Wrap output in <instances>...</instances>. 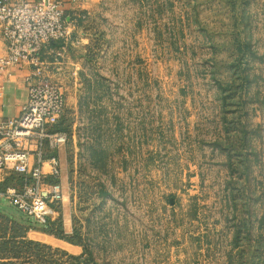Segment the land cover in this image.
Masks as SVG:
<instances>
[{
  "label": "rangeland",
  "instance_id": "rangeland-1",
  "mask_svg": "<svg viewBox=\"0 0 264 264\" xmlns=\"http://www.w3.org/2000/svg\"><path fill=\"white\" fill-rule=\"evenodd\" d=\"M87 31L58 124L63 235L98 264H264V0H104Z\"/></svg>",
  "mask_w": 264,
  "mask_h": 264
},
{
  "label": "built area",
  "instance_id": "built-area-1",
  "mask_svg": "<svg viewBox=\"0 0 264 264\" xmlns=\"http://www.w3.org/2000/svg\"><path fill=\"white\" fill-rule=\"evenodd\" d=\"M68 1L87 0H0V36L6 45L0 75L19 63L31 70L20 114L0 117V182L8 178L16 182L0 190V196L40 227L55 220L65 199L57 153L68 142V134L57 126L67 95L48 72L52 66L62 71L73 45L76 23L66 14ZM45 54H52L53 61L43 60Z\"/></svg>",
  "mask_w": 264,
  "mask_h": 264
},
{
  "label": "crops",
  "instance_id": "crops-1",
  "mask_svg": "<svg viewBox=\"0 0 264 264\" xmlns=\"http://www.w3.org/2000/svg\"><path fill=\"white\" fill-rule=\"evenodd\" d=\"M14 1V0H7ZM104 0H87V1H78L77 3H70L69 1L65 5L66 14L69 18L75 20L76 26L73 33V45L69 50V55L66 58V61H63L64 66L58 69V66L50 67L48 75L55 81H58L62 86H66L69 91L68 79L73 80L76 84L77 76H81V67L85 60H87V51L89 48V43L91 42L90 36L88 34L87 28L89 21L95 12L102 6ZM6 55V45L0 36V57ZM43 60L52 62L53 55L45 54L43 55ZM30 68L27 64H17L9 66L5 72L0 75V117L10 118L16 117L20 114L21 107L27 100L28 96V87L29 83L27 79L30 77ZM71 93L69 92V100H71ZM77 105V103H76ZM73 140L75 133V124H72ZM78 137V136H77ZM72 138V137H71ZM61 162L62 169V159L65 150L63 147L57 153ZM18 182V180H17ZM62 182L64 179L62 178ZM16 183L13 178L6 179L3 183L0 182V190L3 191L9 184ZM14 209V208H13ZM10 212L5 217L10 218L14 222L28 227L29 231L26 233V240L41 243L47 245L53 249H58L61 252L70 254L71 251H74V255H81L84 252L83 246H76L64 241L58 240L55 237H51L42 232L33 231L29 224L22 218L21 215L14 214ZM2 214V213H1ZM24 217V216H23ZM38 228L44 229L46 227ZM11 230V229H9ZM58 243V244H54Z\"/></svg>",
  "mask_w": 264,
  "mask_h": 264
},
{
  "label": "trees",
  "instance_id": "trees-1",
  "mask_svg": "<svg viewBox=\"0 0 264 264\" xmlns=\"http://www.w3.org/2000/svg\"><path fill=\"white\" fill-rule=\"evenodd\" d=\"M87 59L88 60L92 59L88 53H87ZM238 69L239 68H237V71ZM237 74H240V76L241 75L245 76V79H247L248 77L246 73H243L245 75H243L240 72H238ZM57 129H58V126H57ZM59 131L62 132L63 130H59ZM63 132L66 133V131H63ZM51 226L58 227L59 234H55L53 230H43L44 233L50 236H54L55 238H58L61 240H65L66 242L71 243L73 245L82 244L79 242L78 239H72L67 236H64L63 227H62V224H60V222H55V221L50 222L46 228H49V227L51 228ZM9 229L15 230L14 234L12 235L10 234L11 241L6 240V238L9 235ZM28 229H29L28 227L20 225L14 222L13 220H11L10 218L0 215V261L19 259L25 256H31V255L34 256L35 254L38 257L40 256V252L42 254L44 250L49 251V252L50 251L58 252L62 256H65L64 252H60L59 250H53L51 247L47 245L26 240L25 237H26V233L29 231ZM83 248H84V252L80 256L70 257V260L67 261V264H98L92 259L89 251L86 249V247H84V245H83ZM86 254L88 255V258H84ZM38 258L42 259V257H38Z\"/></svg>",
  "mask_w": 264,
  "mask_h": 264
}]
</instances>
